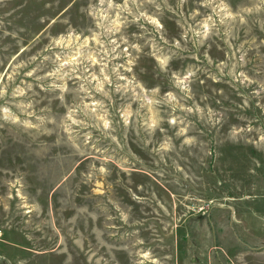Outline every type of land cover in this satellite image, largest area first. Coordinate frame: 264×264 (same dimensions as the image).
Listing matches in <instances>:
<instances>
[{
  "label": "rangeland",
  "instance_id": "obj_1",
  "mask_svg": "<svg viewBox=\"0 0 264 264\" xmlns=\"http://www.w3.org/2000/svg\"><path fill=\"white\" fill-rule=\"evenodd\" d=\"M0 264H264V0H0Z\"/></svg>",
  "mask_w": 264,
  "mask_h": 264
}]
</instances>
